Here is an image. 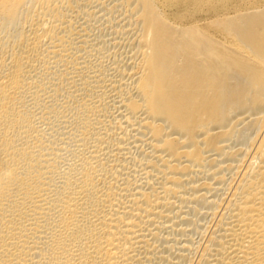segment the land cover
<instances>
[{
  "label": "bare ground",
  "instance_id": "obj_1",
  "mask_svg": "<svg viewBox=\"0 0 264 264\" xmlns=\"http://www.w3.org/2000/svg\"><path fill=\"white\" fill-rule=\"evenodd\" d=\"M0 264H264V0H0Z\"/></svg>",
  "mask_w": 264,
  "mask_h": 264
},
{
  "label": "rangeland",
  "instance_id": "obj_2",
  "mask_svg": "<svg viewBox=\"0 0 264 264\" xmlns=\"http://www.w3.org/2000/svg\"><path fill=\"white\" fill-rule=\"evenodd\" d=\"M96 25H99V24H96ZM95 30H96V31H99L100 33H102V36H103V34H104V36H105V37L103 36L104 38H107L108 35H109V34H108V31H107L106 29H104L103 26H101V27L98 26V27H96V28H93V31H95ZM100 30H101V31H100ZM104 30H106V32H105ZM198 221L201 222V223H204V222H205V218H203V219L200 218ZM202 221H203V222H202ZM191 236H195V237H196V235H194V234H192ZM195 237H192V238H195Z\"/></svg>",
  "mask_w": 264,
  "mask_h": 264
}]
</instances>
